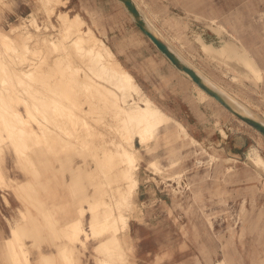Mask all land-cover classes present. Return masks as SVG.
<instances>
[{
  "label": "rangeland",
  "instance_id": "1",
  "mask_svg": "<svg viewBox=\"0 0 264 264\" xmlns=\"http://www.w3.org/2000/svg\"><path fill=\"white\" fill-rule=\"evenodd\" d=\"M135 2L149 22L163 26L165 33L173 37L185 50L191 49L188 51L191 57L197 58L204 54L207 58L217 61V58L206 55L203 45L195 36L203 33L214 35L220 43V36L208 26V22L214 18L218 24H224L228 34L235 35L247 46L249 54L255 58L256 68L262 73L261 79L256 80L239 73L238 70L242 67L234 63L235 61L232 63L236 65V70L227 65L230 63L218 64L225 67V78L229 77L226 70L237 75L232 86L235 94L258 113L264 114V0ZM21 4L25 5L26 10L17 9ZM44 6L40 0H0V29H10L18 24L20 28L12 32V35L20 45V39L29 31L35 32L38 39H42L44 34H52L56 36V40L60 39V21L55 16L50 18ZM58 9L68 10L71 14L79 12L93 24L96 33L104 36L123 65L134 73L142 87L154 98L150 80L169 78L165 76L166 67H159L164 60L163 55L140 32L117 0H64ZM21 16L35 18V25L40 24L41 28L33 26L31 21L22 20ZM224 37L222 36V39ZM29 44L34 47L33 42ZM42 45L45 52V43ZM59 53L53 51L49 59H62ZM26 55L29 61L27 65H21L8 55L7 57L10 64L16 68L24 66L21 71L23 74L25 69L30 72L25 75L27 80L24 86L28 90L27 94L49 92L48 84L42 79L45 78L43 73L46 71V63H41L47 59L33 53L28 56V52ZM36 58L40 59V63L39 68L34 69L32 67ZM75 60H81V57L76 55ZM40 73L44 76L41 80ZM34 75L38 79L33 78ZM7 77L11 81L15 80L12 84L18 83L16 76ZM144 78H147L148 83L143 82ZM193 88L196 90L194 84ZM79 91L84 93L86 89L80 86ZM29 100L36 101L31 98ZM231 116L234 119L223 122L225 129L229 131L226 136L222 132L224 139H198L200 144L192 146L188 145L193 142L189 138H174V128H162L151 148L141 150L143 160L141 159L139 171L140 189L137 203L143 213L132 216V243L129 244V237H124L123 248L121 246L120 249H125V256L116 264H123L129 259L138 264H264V170L255 166L247 157L251 148L253 156H256L257 151L264 156V135ZM216 119V124L221 125L220 118ZM78 124L80 125V122L77 126ZM29 139L28 141L34 144V141ZM96 145L94 143L90 149H85L88 153L85 151L74 154L76 161L82 162L84 168L90 169L93 166L97 170L93 155L102 149ZM137 145L140 147L138 142ZM201 146L206 149L201 150ZM36 153L45 156V146L39 147ZM211 155L216 157L212 158ZM0 156H4L3 164L7 171L13 176L25 177L27 170L24 164L19 162L17 150H0ZM83 159L88 160L89 164ZM150 160L156 162L159 170L149 163ZM66 175H69V171H66ZM65 187L61 184L58 189L64 193L67 192ZM90 190H94L92 184H88V191ZM59 194L54 198L46 196L45 201L55 199L57 202L59 197L63 200V195ZM15 195L6 182L0 179V246L7 262L9 257L4 238L8 234V221L20 218L18 207L24 208V205L28 204H22ZM101 196L108 197L102 194ZM74 200L85 203V198L81 196ZM128 213L129 211L126 215ZM88 215L90 216L89 213ZM49 226L45 223L42 249L33 238L28 240L31 247L28 254L34 264L41 262L40 254L45 253V250L47 252L48 248L51 252L55 251L54 242L49 240ZM95 243L96 240H92L83 248L82 264H97V253L93 248ZM44 264L48 263L45 261Z\"/></svg>",
  "mask_w": 264,
  "mask_h": 264
},
{
  "label": "bare ground",
  "instance_id": "2",
  "mask_svg": "<svg viewBox=\"0 0 264 264\" xmlns=\"http://www.w3.org/2000/svg\"><path fill=\"white\" fill-rule=\"evenodd\" d=\"M40 1L47 8L48 16L50 18L55 16L60 21V39L56 40V36L52 34H44L42 39L41 37L38 39L35 32L29 31L25 37L20 39L22 42L20 45V42L12 35V32L20 28L18 24L10 29L5 27L0 29V110L4 112L12 107L15 120V122H8L4 116L2 117L1 125L4 126L8 137L0 140V150H4L5 147L17 150V156L23 158V161H19L21 164L25 167L32 164L34 173L44 171L46 168V178L50 181L57 177V168L54 164L60 163L63 166L65 163H71L74 161L75 153L81 154L96 143L97 148L102 150L94 152L91 149L94 152L93 160L97 163L99 176L97 190L94 194L87 196L92 199L93 203L89 209L92 212L91 227L94 238L112 234L109 238L100 240L99 250L108 254L111 260L117 261L125 256L123 251L125 249L120 248L124 237H128L129 218L136 216L139 208L137 195L138 170L143 158L141 150H149L158 132L164 125H169L167 115L162 108L155 106L151 98L143 95L135 76L123 65L104 36L97 34L93 25L82 14L79 12L71 14L68 10H59L58 7L64 0ZM117 1L133 20L123 2ZM28 17L21 16V19L31 21L36 28L41 26L40 24L35 25V18L28 19ZM140 32L144 35L141 30ZM147 38L151 41L149 37ZM31 42L34 47L29 44ZM43 43H45V52ZM53 51L60 52L62 59L56 60L54 56H52L54 59H49ZM27 52L28 56L33 53L37 56L42 55L41 58L45 56V60L47 59L46 62L41 60V63H46L44 66L46 71L43 73L45 78H42L44 76L40 73V80L45 79L48 84L49 92L45 94H27L28 90L24 86L27 80H25V75L30 72L25 69V74H23L21 71L24 70V66L18 69L8 60L7 55L13 61L27 65L29 62ZM231 54L234 56L232 59L235 58L233 62L235 61L234 63L238 66L241 65L243 69L239 68V73L256 80L261 79V71L256 68L254 60L249 58L243 49L241 52L236 50ZM76 55L81 57V60L76 61ZM39 60V58L34 59L32 68H39ZM234 63H232L233 68L236 66ZM180 72L190 77L185 72ZM199 73L210 85L223 92L236 109L264 123V114L258 113L236 94L228 93L218 83L201 72ZM6 75L16 76L18 85L12 84L13 80L11 81ZM236 76L234 75L233 79H237ZM35 77L37 76L34 75L33 78ZM193 84L199 95L215 101V98L202 90L200 86ZM80 86H83L86 92L80 93ZM37 91L39 92V89ZM30 98L36 101L31 102ZM218 104L224 108L219 102ZM22 106L24 110H21ZM229 114L242 124L251 127L231 112ZM79 122L80 125L77 126ZM179 125L183 134L195 143L197 139L190 133L186 124L180 123ZM221 131L225 136L227 135L223 128ZM29 138L34 141V144H30ZM42 146H45V156L36 153V150ZM26 150H32V157L25 153ZM249 160L264 170V156L260 151H257L256 156H249ZM86 161L89 164V161ZM77 168L82 176L78 186L84 187V180L90 178L91 172L88 168H84V165L77 166ZM75 170L71 166L72 174H75ZM1 175H7L3 162L0 164ZM25 177L26 181L31 179L28 170ZM40 180L44 181L45 175L40 177ZM8 182L15 188L16 183H11L14 181L9 180ZM103 187L105 190L101 191ZM39 190L38 186L33 188L38 202L43 204ZM101 194L108 197H102ZM99 201L102 203H96ZM31 205L40 209L33 201ZM127 211H129L128 216H124ZM26 225L27 223L14 230L13 242H18V234L22 231L26 234L25 236H32L36 228ZM37 228L40 229L41 226L38 225ZM73 231V241L78 240L81 233H85L87 239H90V234L81 223L73 225ZM79 241L86 245L85 241L80 239ZM128 241L129 244L132 243L130 238ZM17 253L23 262L28 264L29 259L21 244H17ZM15 259L19 262L18 257ZM111 260L99 259L98 264H112Z\"/></svg>",
  "mask_w": 264,
  "mask_h": 264
},
{
  "label": "crops",
  "instance_id": "3",
  "mask_svg": "<svg viewBox=\"0 0 264 264\" xmlns=\"http://www.w3.org/2000/svg\"><path fill=\"white\" fill-rule=\"evenodd\" d=\"M17 9H19L20 11L22 9L26 10V7L25 5L21 4ZM197 18L202 19L200 16H197ZM147 22L157 34L162 36L183 57V59H185L190 65H192L195 69L204 74L206 77H208L215 83H218L220 87H222L228 93L235 94V91L232 87L234 81V74L233 72H230V70H226L229 74V77L225 78V75H223V70H225V67L221 65L219 66L218 63H230L227 65H230L232 67V62L233 60H235V58L232 59V57L234 56L233 54H231V52L236 50L241 52V50L243 49L247 56L254 60V65H257L255 58L249 54V49L247 48V46H245V44H243V41L237 38L235 35L228 34L225 25L218 24L214 18H212L208 22V26H210L220 36V43L217 42L214 35L209 36L205 35L204 33L202 34L204 37L201 34H197L195 36V39H197L199 43L203 45V49L206 52V55L212 58H217L218 62L207 58L204 54L200 55V57L197 58L195 56L191 57V55L188 53V51L191 49H189L188 51L187 49L185 50L182 45L178 44L177 41L174 40L173 37L165 33L163 26L155 23L159 27L158 28L156 25L149 22L148 20ZM222 36L225 37L222 39ZM162 57L164 60L161 61V66L159 67L162 68V65L163 67H166L167 73H165V76H169V78H167V80L163 78H161V80H159L158 78L150 80L149 83L152 85L151 89L155 93L154 98L151 97V95L142 87L134 73L130 70L129 71L135 76L137 82L141 87L143 95L151 98L155 102V106L162 108V110L166 113V118L169 125H164L163 128H166V130L169 128H174V132L172 135L174 136V138L187 139L189 137L185 136L178 126L180 123H185L190 133L197 139L195 143L188 144L192 146L200 144V141L198 139H224L225 136L222 134L221 128H223L227 132V134H229V131L225 129V125L223 124V122H225L226 120L231 121V119H234L232 118L231 114H229L230 112L225 108H222L216 100L212 101L199 95L197 90L193 88V83L195 82L190 80V77L189 79L185 74L175 68L171 64V62L166 59L164 55ZM143 82L148 83L147 78H144ZM21 108V110H24L23 106ZM165 108H167L168 111ZM13 112L14 109L12 107H10L4 112L0 110V140L8 137L4 126L1 125L3 122L2 117L4 116L5 119L8 120V122H15ZM216 118H220L221 125L216 124ZM240 127H242V124L240 125ZM205 149L206 148H203V146H201V150L204 151ZM5 150H8V147H5L4 151ZM26 151L25 153L28 156L32 157V150ZM211 156L212 158L216 157L214 155ZM249 156H253L252 150H249L247 153L248 160ZM18 160L21 162L23 161V158L21 159L18 157ZM2 162H4V156H0V164ZM141 163L142 161L140 162L138 170V193L140 189L139 171ZM149 163L155 166V169L159 170L156 162L150 160ZM54 166L55 168H57V177L54 178V180L50 181H47L46 178V168L44 171L42 170L38 171L37 173H34L32 164H29L26 167V170L30 172L31 176V179L28 181H26V177L13 176L12 173L9 171H7L6 176H0V179L6 182L8 187L12 190L13 194H16L15 196L20 199V202H22V204L28 202V204L24 205V208L18 207V210L20 212V218H14L13 220L9 219L8 221V234L7 236H5L4 239L8 250L9 262H7V259L3 253V249L0 246V264H25L23 262V259L17 253V244L22 245L29 259L28 264H34L29 257L30 255L28 254L31 249L28 240L33 238V240L38 244V247L42 249V242L45 240V223L50 225L48 230L50 235L49 240L54 242L53 245L55 246V251L51 252V249L48 248L47 252L45 250V253H41V262L39 264H44L45 261L48 264H82V255L84 253L83 248L87 247L92 240H96V243L94 244L93 248L97 253V264L99 259L111 260L108 254L103 253L99 250V245L101 243L100 240H102L103 238H109L112 234H107L102 238H94L91 227L92 212L89 209L93 203L92 199L87 198V196L94 194V192L98 188L97 184L99 176L97 174V170L93 166L90 169L88 168V170L91 172L90 178H86L84 180V187H79L78 185L81 182L82 176L77 171V166H83L82 162L76 161L74 157V161L71 163H65L63 166L60 163H56L54 164ZM71 166L76 169L75 174H72V172L70 171ZM66 171H69V175H66ZM43 175H45V180H42V182L40 180V177H42ZM9 180L14 181L11 183H16L15 188H13L11 184H9ZM61 184L67 187H65V189L67 190L68 194L67 192L63 193L62 191H59L58 187ZM88 184H92L94 186V190L88 191ZM35 186H38V188L40 189L39 192L43 199V204H40L37 200L35 191H33V188ZM101 191H103V188L101 189ZM58 193H60V196L63 195V200L61 199V197H59L57 202L55 201V199L51 200L50 202L45 201L46 196L54 198L58 195ZM79 196L85 198V203H82V201L76 202L74 200V198H77ZM32 201L34 204L39 206L40 209H37L36 207L31 205ZM96 203L102 202L99 201ZM88 213L90 214V216L88 215ZM141 213H143V210L141 207H139L137 214ZM60 215L61 217H59ZM124 216H128V214L126 215L125 212ZM136 216L133 215V217ZM131 218L132 217L129 218L128 237L132 242ZM26 223V226H29L30 228L35 227V232L31 234L32 236L28 237L25 236L26 234H24L22 231L21 234H18V242H13L12 239L14 238V230H16L19 226H23ZM76 223H81L83 228L90 234L89 240L87 239L85 233H81L79 235L78 240L75 239L73 241V225H75ZM38 225L41 226L40 229L37 228ZM1 231L2 230L0 227V233H2ZM79 239L81 241H85L86 245H83L82 242L79 241ZM15 257H18L19 262L16 261ZM123 259L124 257L117 261L111 260V262L112 264H116V262H121ZM129 263L138 264L137 262L132 261V259L126 260L123 264Z\"/></svg>",
  "mask_w": 264,
  "mask_h": 264
},
{
  "label": "water",
  "instance_id": "4",
  "mask_svg": "<svg viewBox=\"0 0 264 264\" xmlns=\"http://www.w3.org/2000/svg\"><path fill=\"white\" fill-rule=\"evenodd\" d=\"M120 1L123 2L127 8V11L133 17V21L139 30H141L145 36L151 39L152 43L175 68L188 74L193 82L200 86L210 96L215 98V100L219 102L225 109L264 135V123L252 116L243 114L238 109H236L233 103L223 92L210 85L192 65L183 59L177 53V51H175L162 37L158 36L149 26L144 14L141 12L134 0Z\"/></svg>",
  "mask_w": 264,
  "mask_h": 264
}]
</instances>
